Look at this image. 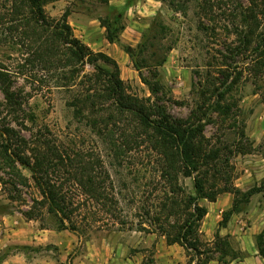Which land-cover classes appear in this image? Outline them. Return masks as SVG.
I'll return each instance as SVG.
<instances>
[{"label": "trees", "instance_id": "1", "mask_svg": "<svg viewBox=\"0 0 264 264\" xmlns=\"http://www.w3.org/2000/svg\"><path fill=\"white\" fill-rule=\"evenodd\" d=\"M54 1L0 0V27L6 26L18 50L17 57H12L16 72L25 75L36 90L48 76L74 90L70 104L74 113L85 118L99 135L110 137L116 151L153 154L165 189L160 201L146 213L152 231L163 235L168 245L178 244L192 252L196 261L187 264H211L216 253L228 244V237L218 234L212 245L203 239L201 226L208 210L200 199L216 201L225 192L235 195L232 209L220 222L226 227L232 214L239 212L240 196L249 202L253 195V191L244 193L232 185L230 160L224 153L227 147L214 144L206 136L207 125L214 122L211 113L226 120L231 112L219 104L231 88V74L221 71L224 80L219 86L201 83V101L188 117H176L160 96L162 86L143 73L149 67L157 77L173 48L170 43L164 55L158 53L162 46L158 33L166 34L165 25L153 20L137 48L123 46L142 82L151 90V96L140 97L122 78L115 59L105 52H95L75 35L68 10L60 19L48 15L46 6ZM248 1V5L238 6L233 20L242 43L238 52L252 50V72L259 77L264 72V0ZM120 18L101 20L110 43L120 42L121 27L116 26ZM148 51L151 53L146 58L143 54ZM87 65L93 70L86 71ZM6 66L0 62V91L4 96L0 104L2 190L8 192L10 200L25 205L21 210L25 219L53 220L59 231H86L99 228L101 223L108 225L111 220L114 225L120 223L122 212L112 177L97 148L52 141L41 129L24 134L23 128L13 125L26 127L27 115L25 99L14 90ZM59 70L63 73L58 74ZM212 98L218 101L217 109L213 103L208 104ZM182 176L193 177L195 193H187L180 183ZM222 181L226 183L220 186ZM257 247L264 257V229L257 237ZM148 264L156 263L151 259Z\"/></svg>", "mask_w": 264, "mask_h": 264}, {"label": "rangeland", "instance_id": "2", "mask_svg": "<svg viewBox=\"0 0 264 264\" xmlns=\"http://www.w3.org/2000/svg\"><path fill=\"white\" fill-rule=\"evenodd\" d=\"M248 4V0H57L46 6L53 19H60L68 10L75 35L95 52H105L117 62L124 55L126 64H122L128 68L122 71V64L118 62L121 76L140 97L151 96V90L142 82L123 46L137 48L153 20L165 25L166 34L158 33L162 43L158 53L164 55L170 43L173 48L167 53L157 77L149 67L143 73L159 82L160 96L176 117H188L201 101L198 93L201 83L207 87L219 86L224 80L221 71L231 74L228 81L231 88L219 102L231 112L226 120L211 113L214 122L207 125L206 136L214 144L227 147L224 153L229 156L232 185L244 193L253 191L249 202L243 195L239 198L238 213L246 228L259 225L261 220L256 216L264 210V72L259 77L252 72V50L238 52L242 43L237 22L233 20L238 6ZM118 15L121 16L116 25L121 27L120 42L114 43L116 52H106L104 43L108 40L101 20L113 21ZM5 27H0V62L11 71L14 90L24 97L27 115V128L15 122L13 125L23 128L24 134L41 129L52 141L97 148L112 177L122 220L115 225L112 220L108 225L101 223L99 228L86 231H59L53 220L25 219L21 213L25 205L10 200L0 184V264H148L151 259L157 264L155 248L163 235L152 231L154 227L150 226L146 214L164 195L156 158L148 151H116L110 137L99 135L85 118L74 113L70 104L75 91L62 86L60 80L48 76L37 91L12 65V57H17L18 50ZM150 53L143 56L149 58ZM91 70L93 67L87 65L86 71ZM3 101L0 91V104ZM214 101L216 98L208 104L213 103L217 109L218 101ZM180 183L187 193H195L193 177L182 176ZM232 197L234 205L233 193ZM199 202L208 204L209 200ZM218 234L216 230L215 236ZM222 237H228L225 238L228 244L216 253L217 261L229 262L243 254L247 256L239 250L234 237ZM203 239L212 245L216 237L212 243ZM182 258V264L196 261L195 255L187 250Z\"/></svg>", "mask_w": 264, "mask_h": 264}, {"label": "crops", "instance_id": "3", "mask_svg": "<svg viewBox=\"0 0 264 264\" xmlns=\"http://www.w3.org/2000/svg\"><path fill=\"white\" fill-rule=\"evenodd\" d=\"M104 45L106 46V52H116V44L107 41V44L104 43ZM121 57L123 58L122 60L118 59L120 65L123 61L126 62L124 59L125 56L121 55ZM122 65V71L128 68V66ZM200 204L205 206L208 210L201 226L202 234L204 232L203 237L212 243L216 237V230L220 236L230 235L231 237H234L239 250L247 254L243 259L236 258L229 262L213 260L211 264H264V257L260 255L257 241L255 239L264 229V210L257 213L256 217L261 220L259 225L255 224L246 228V226L243 225V220L239 213H234L230 217L227 226L224 227L220 226V222L223 219L224 212L231 210L233 207L232 193L225 192L217 197L216 201H209L208 204ZM156 248L155 256L157 264H182V255L183 252L186 251L183 246L178 244L168 245L166 239L162 236V239L159 241Z\"/></svg>", "mask_w": 264, "mask_h": 264}]
</instances>
